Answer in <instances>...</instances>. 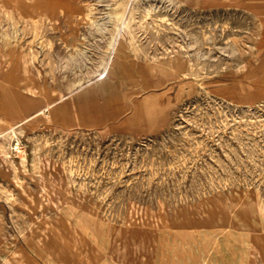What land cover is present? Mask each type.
Listing matches in <instances>:
<instances>
[{"label": "rangeland", "instance_id": "rangeland-1", "mask_svg": "<svg viewBox=\"0 0 264 264\" xmlns=\"http://www.w3.org/2000/svg\"><path fill=\"white\" fill-rule=\"evenodd\" d=\"M0 143V264H264V0H0Z\"/></svg>", "mask_w": 264, "mask_h": 264}, {"label": "bare ground", "instance_id": "bare-ground-1", "mask_svg": "<svg viewBox=\"0 0 264 264\" xmlns=\"http://www.w3.org/2000/svg\"><path fill=\"white\" fill-rule=\"evenodd\" d=\"M179 9V8H178ZM161 12V11H160ZM157 14V13H156ZM158 24V23H157ZM156 25V24H155ZM106 26V25H105ZM245 29V28H244ZM201 30V29H200ZM34 32V31H33ZM155 33V32H154ZM141 34V33H140ZM185 34V33H184ZM29 37V36H28ZM209 37V35H208ZM146 39V37H145ZM165 39V38H164ZM175 39V38H174ZM160 43V42H159ZM233 47V46H232ZM180 48V47H179ZM217 48V47H216ZM32 49V48H31ZM170 51V50H169ZM53 53V52H52ZM210 54V53H209ZM142 57V56H141ZM185 57V56H184ZM85 59V58H84ZM73 61V60H72ZM71 61V62H72ZM54 63V62H53ZM62 63V62H61ZM77 63V62H76ZM82 63V62H81ZM44 64V63H43ZM73 66V65H72ZM58 68V67H57ZM199 68V67H198ZM63 70V69H62ZM72 79V78H71ZM19 97V96H18ZM200 109V108H199ZM24 118V117H23ZM203 119V118H202ZM228 120V119H227ZM217 121V120H216ZM259 121V120H258ZM250 124V123H249ZM198 125V124H197ZM223 126V125H222ZM225 126V125H224ZM258 128V127H257ZM12 131V130H11ZM210 132V131H209ZM11 133V132H10ZM217 136V135H216ZM13 137V136H12ZM19 134H17L16 132H14V138L16 143L14 144V147L16 149V151L19 154L20 159L23 161L25 159V151L23 149H21L20 144L21 141L19 139ZM242 137V136H241ZM4 140V139H3ZM194 143V142H193ZM1 144V143H0ZM247 144V143H246ZM247 146V145H246ZM170 148V147H169ZM6 149V148H5ZM188 150V149H187ZM254 150V149H253ZM6 152V151H5ZM54 154V153H53ZM171 154V153H170ZM3 157V156H2ZM78 157V156H77ZM177 157V156H176ZM189 159V158H188ZM252 160V159H251ZM84 163V162H83ZM76 164V163H75ZM185 167V166H184ZM39 169V168H38ZM244 169V168H242ZM151 172V171H150ZM192 176V175H191ZM254 177V176H253ZM162 178V177H161ZM236 181V180H235ZM237 182V181H236ZM101 183V182H100ZM202 184V183H201ZM127 185V184H126ZM179 185V184H178ZM206 185V184H205ZM232 185V184H231ZM225 186V185H224ZM95 187V186H94ZM229 187V186H228ZM193 189V188H192ZM197 190V189H196ZM109 193V192H108ZM175 193V192H174ZM228 200V199H227ZM114 201V200H113ZM7 205V204H6ZM125 205V204H124ZM203 205V204H202ZM217 206V205H216ZM72 207V206H71ZM203 208V207H202ZM225 209V208H224ZM199 210V208H198ZM227 211V210H226ZM250 209H246L244 211H239L238 215H240V218L243 222H247L250 219ZM188 213V212H187ZM189 214V213H188ZM191 216V215H190ZM193 216V215H192ZM209 216V215H208ZM168 218V217H167ZM183 218V217H182ZM227 219V218H226ZM222 220V219H221ZM100 221V220H99ZM187 221V220H186ZM210 221V220H209ZM202 227V226H201ZM205 227V226H204ZM60 228V227H59ZM154 233V232H153ZM203 233V232H202ZM124 243V242H123ZM77 244V243H76ZM98 253V252H97ZM93 254V253H92ZM97 255V254H96ZM153 255V254H152ZM173 256V255H172Z\"/></svg>", "mask_w": 264, "mask_h": 264}]
</instances>
